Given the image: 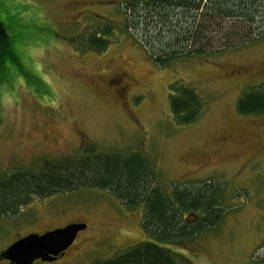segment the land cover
<instances>
[{"label": "rangeland", "instance_id": "obj_1", "mask_svg": "<svg viewBox=\"0 0 264 264\" xmlns=\"http://www.w3.org/2000/svg\"><path fill=\"white\" fill-rule=\"evenodd\" d=\"M122 2L0 0V177L38 170L89 144L97 153L137 151L166 194L207 180L222 193L225 213L216 225L168 244L179 264H264V113L236 110L243 89L264 84V37L206 62L159 67L139 40L119 30ZM105 22L113 25L106 49L85 48L82 38ZM176 80L206 102L195 123L179 125L171 115ZM143 211L99 189L31 196L14 215L0 217V252L29 233L83 223L62 256L33 264L111 259L152 241Z\"/></svg>", "mask_w": 264, "mask_h": 264}, {"label": "trees", "instance_id": "obj_2", "mask_svg": "<svg viewBox=\"0 0 264 264\" xmlns=\"http://www.w3.org/2000/svg\"><path fill=\"white\" fill-rule=\"evenodd\" d=\"M120 10L124 19L119 30L139 40L159 67L206 62L264 37V0H123ZM112 30L110 22L97 25L82 38V45L103 52ZM168 101L179 125L199 120L206 104L201 94L178 80L169 86ZM236 110L242 115L264 113V84L243 89ZM86 188L108 191L127 209L142 205V227L152 240L93 264H179V256L168 244L201 235L225 213L222 193L214 182L174 185L166 194L140 152L97 153L89 144L72 156L45 160L38 170L0 177V217L14 215L31 196Z\"/></svg>", "mask_w": 264, "mask_h": 264}, {"label": "water", "instance_id": "obj_3", "mask_svg": "<svg viewBox=\"0 0 264 264\" xmlns=\"http://www.w3.org/2000/svg\"><path fill=\"white\" fill-rule=\"evenodd\" d=\"M1 40V33H0ZM85 224L71 223L64 227L38 233H29L8 245L0 252V259L8 264H33L34 261H53L72 244Z\"/></svg>", "mask_w": 264, "mask_h": 264}, {"label": "flooded vegetation", "instance_id": "obj_4", "mask_svg": "<svg viewBox=\"0 0 264 264\" xmlns=\"http://www.w3.org/2000/svg\"><path fill=\"white\" fill-rule=\"evenodd\" d=\"M0 31H1V33L3 32V30H2L1 27H0ZM3 35H4V34H3ZM0 41H1V40H0ZM122 83H123V81H122ZM124 87H125V85H124ZM77 234H78V233H77ZM68 248H69V247H68ZM68 248H67V249H68ZM67 249H66V250H67ZM66 250H65V251H66ZM65 251H64V252H65ZM64 252H63V254H64ZM63 254H62V255H63ZM62 255H58V256L56 257V259L59 258V256H62ZM56 259H55V260H56ZM39 261H40V260H39ZM53 261H54V260H53ZM34 262H35V261H34ZM42 262H43V261H42ZM44 262H45V261H44Z\"/></svg>", "mask_w": 264, "mask_h": 264}, {"label": "bare ground", "instance_id": "obj_5", "mask_svg": "<svg viewBox=\"0 0 264 264\" xmlns=\"http://www.w3.org/2000/svg\"><path fill=\"white\" fill-rule=\"evenodd\" d=\"M7 261V260H6ZM8 262V261H7ZM45 262H50V261H45Z\"/></svg>", "mask_w": 264, "mask_h": 264}]
</instances>
